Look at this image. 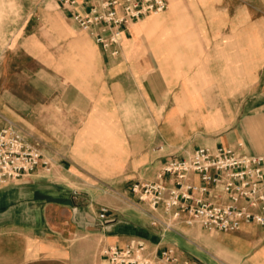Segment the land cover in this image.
<instances>
[{
	"label": "crops",
	"instance_id": "crops-1",
	"mask_svg": "<svg viewBox=\"0 0 264 264\" xmlns=\"http://www.w3.org/2000/svg\"><path fill=\"white\" fill-rule=\"evenodd\" d=\"M77 1L66 8L32 0L19 27L25 32L37 22L28 44L40 42L42 32L60 38L62 49L51 55L64 61L60 73L24 70L23 57L32 58L25 49L0 59V129L14 126L42 154L30 175L0 183V264H101L105 249L132 239L173 246L187 259L179 248L189 245L197 264H264V226L161 233L128 202L132 182L155 179L166 160L197 148L241 142L244 152L264 154L260 1L233 8L222 0H167L179 14L167 5L128 26L116 56L77 34L71 15L84 0ZM48 4L72 34L52 29ZM155 15L167 23L184 17L182 30L147 35L141 24H159L147 21ZM102 207L113 221L99 219Z\"/></svg>",
	"mask_w": 264,
	"mask_h": 264
},
{
	"label": "built area",
	"instance_id": "built-area-1",
	"mask_svg": "<svg viewBox=\"0 0 264 264\" xmlns=\"http://www.w3.org/2000/svg\"><path fill=\"white\" fill-rule=\"evenodd\" d=\"M66 8L77 0H59ZM72 12L76 26L112 56L119 53L123 33L151 14L167 9V0H84ZM42 162L37 146L14 126L0 129V183L30 175ZM45 164V163H44ZM198 182H197V181ZM149 218L151 228L168 233L178 227H199L208 233H233L243 223L264 226V154L233 146L200 147L185 157H172L155 179L134 181L128 188L129 204ZM133 204V203H132ZM134 205V204H133ZM100 209L99 219L107 218ZM104 264H197L179 257L173 246L150 247L132 239L123 247L102 252Z\"/></svg>",
	"mask_w": 264,
	"mask_h": 264
},
{
	"label": "rangeland",
	"instance_id": "rangeland-1",
	"mask_svg": "<svg viewBox=\"0 0 264 264\" xmlns=\"http://www.w3.org/2000/svg\"><path fill=\"white\" fill-rule=\"evenodd\" d=\"M32 0H0V59L2 57L8 56L9 60H11V57H14V54H20V52L24 49L26 52L30 54L31 57H29L27 54L26 57H23L22 66L24 70L27 72H30L33 74L34 72L45 73L44 70H47L48 74L53 75L55 72L60 73L61 70L64 68V64L60 58L52 59L51 55H57L59 51L62 49L63 42L60 40V38H56L55 36L50 37L48 33L42 32L41 41L36 44H28V42L25 41V39L28 37V34L31 33V31H34L36 29V21H31L29 24V27H26L27 30L23 32L19 27L21 22L30 14L28 12V9H25L26 6H28V2ZM172 1V0H170ZM174 5L177 3L184 2V1H206V0H173ZM261 3V8H264V0H222L221 2L224 5L230 4L233 8H236L237 6H240L241 4H253L254 2ZM56 5L54 4V8ZM174 7H171L168 1V13L170 14H179V12L174 11ZM45 15L47 19L52 23V29L59 34L60 36H68L72 34V31L63 25L59 26V20L56 13L52 12V5L48 4L46 8ZM34 18V16H32ZM176 21L174 22H166V17L163 15H157L152 16L147 19L152 21L160 20V23H154V24H144L142 23V28L146 32L147 35L153 34L158 29L161 30L160 35L162 37H169L172 34H178L181 30V20L184 17H175ZM174 18V19H175ZM37 19V17H36ZM166 24H169L168 26ZM39 30H45L44 27L40 28ZM65 31L63 33L62 31ZM40 31V32H41ZM173 32V33H172ZM11 33V38L13 37V40L10 41L8 39L9 34ZM54 34V33H53ZM76 34V33H75ZM77 34L80 35H87L86 32L77 29ZM32 40L35 41V38L32 37ZM35 62H39L37 65ZM45 64V65H44ZM42 69V70H40ZM179 244H182V239H178ZM186 257L189 259H194V249L190 247L189 245H182L179 248ZM101 264H104L102 261Z\"/></svg>",
	"mask_w": 264,
	"mask_h": 264
},
{
	"label": "bare ground",
	"instance_id": "bare-ground-1",
	"mask_svg": "<svg viewBox=\"0 0 264 264\" xmlns=\"http://www.w3.org/2000/svg\"><path fill=\"white\" fill-rule=\"evenodd\" d=\"M155 16H157V15H155ZM122 40H123V38H122Z\"/></svg>",
	"mask_w": 264,
	"mask_h": 264
}]
</instances>
